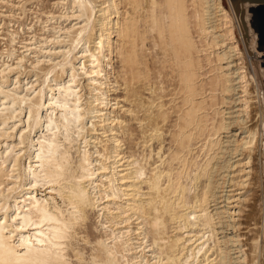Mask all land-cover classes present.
Returning <instances> with one entry per match:
<instances>
[{"label": "bare ground", "instance_id": "bare-ground-1", "mask_svg": "<svg viewBox=\"0 0 264 264\" xmlns=\"http://www.w3.org/2000/svg\"><path fill=\"white\" fill-rule=\"evenodd\" d=\"M33 1L0 0V264H264L254 3Z\"/></svg>", "mask_w": 264, "mask_h": 264}, {"label": "rangeland", "instance_id": "rangeland-1", "mask_svg": "<svg viewBox=\"0 0 264 264\" xmlns=\"http://www.w3.org/2000/svg\"><path fill=\"white\" fill-rule=\"evenodd\" d=\"M38 1H40V0H38ZM38 1L31 2L29 5V8H32V7L36 8V5H37L36 3H38ZM41 1H42L41 5H43V7H46V6L48 7L50 4V1H52V0H41ZM29 13H31V12H29ZM29 13H28V16H25L26 18L24 17L21 20V22L23 21L22 23H25L26 25H30V23L35 21L34 20L35 15L32 13L31 14H29ZM16 24H17V22H15L14 25H16ZM12 25L13 24H11V26ZM17 26H18V24L16 25V27ZM253 31L255 32L254 29H253ZM256 35H257V33H256ZM22 36H23V34H22ZM261 61H263L262 54H260V58H259L260 65H261ZM115 65H117V64L115 63ZM261 68H263L262 65H261ZM252 113L253 112H251V114ZM254 114L255 113H253V115ZM253 162H254V164H253ZM253 162H252L253 166L251 165V167H253V171L254 170L255 171L253 172L254 174L251 173L252 176H250L251 178L249 179L250 182L251 181L252 182L249 184L250 186H247V188H245L246 190L244 192L245 199L246 198H249V199L244 200L242 203V205H243V206H241L242 215H241V213H239V216L235 217V218H237L236 219V221H237L236 226H238L240 224V227H237V229L239 228V230H237L236 233L240 232V234H242V235H240V238H242V239L244 238L243 241H247L250 238V236L252 237L253 233L257 232V229H258L257 226L259 227V225H257V224H259L258 222H259L260 217H261L262 189L260 188L258 180H257L258 179L257 177H259V174L256 172L257 170H259V165H258L259 163L257 162L256 159ZM248 200H249V202H248ZM263 261H264V259H263Z\"/></svg>", "mask_w": 264, "mask_h": 264}, {"label": "water", "instance_id": "water-1", "mask_svg": "<svg viewBox=\"0 0 264 264\" xmlns=\"http://www.w3.org/2000/svg\"><path fill=\"white\" fill-rule=\"evenodd\" d=\"M254 4L249 6V10L252 12L251 24L254 26L257 32V42L263 52L261 65L263 66V86H264V0H249Z\"/></svg>", "mask_w": 264, "mask_h": 264}]
</instances>
